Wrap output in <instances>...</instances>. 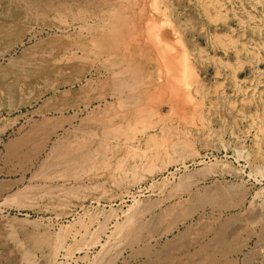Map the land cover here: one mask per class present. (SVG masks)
<instances>
[{
	"label": "rangeland",
	"instance_id": "rangeland-1",
	"mask_svg": "<svg viewBox=\"0 0 264 264\" xmlns=\"http://www.w3.org/2000/svg\"><path fill=\"white\" fill-rule=\"evenodd\" d=\"M132 1L0 0V264H216L218 250L231 264H264V0ZM59 3H89L82 37L121 27L134 36L121 42L126 62L83 75L63 63L90 58L69 52L48 78L21 73L22 58L41 45L81 39L79 23L52 11ZM13 19L17 32L2 36ZM153 33L184 71L177 83L190 108L165 105L103 139L106 151L90 161L51 167L52 147L73 128L101 111L138 108L140 89L121 90L117 102L104 81L145 73L143 88L153 91L155 67L165 70Z\"/></svg>",
	"mask_w": 264,
	"mask_h": 264
},
{
	"label": "bare ground",
	"instance_id": "bare-ground-1",
	"mask_svg": "<svg viewBox=\"0 0 264 264\" xmlns=\"http://www.w3.org/2000/svg\"><path fill=\"white\" fill-rule=\"evenodd\" d=\"M16 1V0H15ZM20 1V0H19ZM34 1V0H33ZM130 1V0H129ZM134 1V0H133ZM132 1V2H133ZM12 2V1H11ZM14 2V1H13ZM18 2V1H17ZM44 2V1H43ZM42 2V3H43ZM135 2V1H134ZM29 3V2H28ZM40 3L37 1V4ZM46 2H44L43 5H45ZM71 3V2H70ZM116 3V2H115ZM136 3V2H135ZM19 4V3H18ZM27 4V3H26ZM55 4V3H53ZM65 4V3H64ZM69 4V3H68ZM113 4V3H112ZM134 4V3H132ZM131 4V5H132ZM14 5V3L12 4ZM34 5V4H32ZM60 5V3H59ZM56 6V7H52V11H62L64 13H67V17H70V19L76 23H79V27L78 29L82 32L81 35V39H79L76 42H72V43H68L66 41H62L59 45H55L54 43H50V45L44 46L41 45L40 47H38L39 49L36 51H32L28 54H26L23 58L21 63L18 65V68L20 69L21 73H25L26 75H28L31 79V81H35L36 79L40 78V77H46L48 78L49 76H51L52 74H54V72L58 71L61 69L59 62L62 61V57L59 55L60 54H68L69 52L72 53V58H82L83 56L90 58V63H88V65H81V63H63L65 65V68H78L79 70H83V75L86 73V71L90 68V67H94V69L97 72H101L102 69H110V70H114L115 68H118L119 65H121L122 63L126 62L125 60V56L123 55V53H121V42H123L125 39H127L128 41H126L125 43L127 44V42H131V39L134 38V36H132L131 34L128 35L127 37L125 36V33L123 32V27L113 30L111 28V31H107V32H103L101 35L100 34H91L89 36H84L83 32L86 31L88 29V22H86L90 16L93 14L91 6L89 5V3L85 6H80V8H82L80 10L77 9L74 5H60V6ZM128 5H130V3H128ZM37 6V5H34ZM40 6V5H39ZM47 6V5H46ZM114 6V5H113ZM13 7V6H12ZM17 7V6H15ZM19 7V6H18ZM33 7V6H32ZM122 7V6H121ZM133 7V6H132ZM135 7V6H134ZM41 8V6H40ZM46 8V7H45ZM119 8V7H118ZM129 8V7H128ZM127 8V9H128ZM13 9V8H12ZM11 9V10H12ZM19 9V8H18ZM26 9V8H24ZM28 9V8H27ZM30 9V8H29ZM33 9V8H32ZM39 9V8H36ZM35 9V10H36ZM77 9V11H76ZM114 9V8H113ZM124 9V8H123ZM133 9V8H132ZM14 10V9H13ZM13 10H12V14H13ZM34 10V11H35ZM51 9H46V10H41L43 13H41V15L43 16V14H48V12ZM139 10V9H138ZM135 11L136 13L138 12ZM141 10V9H140ZM139 10V11H140ZM29 11V10H28ZM33 11V10H32ZM38 11V10H37ZM53 11V12H54ZM117 11V10H116ZM115 11V12H116ZM125 11V10H124ZM31 12V11H30ZM114 12V11H113ZM114 12V13H115ZM126 12V11H125ZM134 12V11H133ZM142 12V11H140ZM15 13V12H14ZM36 13V11L34 12ZM120 13V12H119ZM128 13V12H126ZM130 13V12H129ZM22 14V11H21ZM39 14V13H37ZM116 15V14H115ZM125 15L122 13V16ZM131 15V14H130ZM143 15V14H142ZM129 16V15H128ZM141 16V15H140ZM19 17V16H18ZM22 17H24L22 15ZM115 17V16H114ZM127 16H125L126 18ZM133 17V16H132ZM136 17V16H135ZM124 18V20H125ZM140 18V17H139ZM18 19V18H17ZM12 20L13 22L8 24V27H6L4 30H2V36H8L9 35V30L8 29H15L17 32V27L19 26L20 22L19 20ZM131 19V18H130ZM143 19V18H141ZM69 21V20H68ZM118 21V20H117ZM120 21V20H119ZM139 21V20H138ZM141 21V20H140ZM139 21V22H140ZM166 21V20H165ZM11 22V19H10ZM121 22V21H120ZM136 22V21H135ZM116 23V22H115ZM137 24V23H136ZM113 25V24H112ZM132 25V24H131ZM7 26V25H6ZM121 26V25H120ZM119 26V27H120ZM137 26V25H136ZM113 27V26H112ZM52 29V28H51ZM60 29V28H59ZM139 29V28H138ZM65 30V29H64ZM134 30V29H133ZM141 30V29H140ZM139 30V31H140ZM157 30V29H156ZM138 31V30H137ZM138 31V32H139ZM133 32V31H132ZM141 33V32H139ZM166 33V32H165ZM57 34V33H56ZM154 34V33H153ZM148 34L151 35L154 42V48L156 49L157 53H159V57L161 58L162 62H163V68L164 73H162L160 71V69L157 67H155L154 70V81L156 86H154L153 91L151 92L148 89H144L143 85L141 82L144 81L145 77L147 76V74L145 73H140L138 75L137 78L133 79L132 81H122L118 79V77L114 78L111 81L110 84L104 81V85L106 86L107 90V94L109 95V97H111L112 99H114L115 101L120 99L121 100V90H127L128 92H135L137 90L140 89L139 94L135 97L136 101L138 102V108L131 114H127L129 113L128 110L126 112V114L122 115V112L117 113L116 112H112V111H102L99 113V115H94L91 116L93 119L91 120H87V122H85L86 126L84 127V129H80L79 126H77L76 128H73V131L69 132L67 134V137L64 139V141H62L58 147H52L51 149V156L49 155V159L50 157H52V164L50 163L51 167H71L75 168V166H79L80 164L86 163L88 161L91 160V157L93 154H95L96 152L102 150L104 148L105 150V146L106 144H104V140L106 137H108L109 140V136L116 134V132H119L121 130L122 126H125V129L127 128V126H131L132 123L137 122V120L142 117H150L154 114V112L156 111V113L158 112V110H160V114H162L161 112L165 111V105H167L166 110L170 109V113H172L171 111H174L175 113H184L185 110L187 109L186 106L189 107V93L183 91V88L179 86V84L177 83L179 77L181 75H185L182 74L184 71H182L181 75H180V67H178L177 65L173 64V56L171 54H169V52L167 51L168 49H166V47L169 46L168 43L164 42V44H161V41L159 40V36L157 34ZM60 35V34H59ZM147 35V34H144ZM171 35V34H170ZM146 37V36H145ZM169 37V36H168ZM147 38V37H146ZM162 38V37H161ZM141 40V39H140ZM53 41V40H52ZM137 41V40H136ZM171 41V40H170ZM169 41V43H170ZM141 42H143L141 40ZM149 45V44H148ZM138 49V48H137ZM136 49V50H137ZM152 49V48H151ZM148 51V50H147ZM146 51V52H147ZM141 52V51H140ZM130 53V51H129ZM131 54V53H130ZM143 56V55H142ZM144 57V56H143ZM103 58V59H102ZM142 59V58H141ZM107 61V62H106ZM133 62V61H132ZM153 63V62H152ZM159 63V62H158ZM124 65V64H123ZM128 65V64H126ZM131 66V64H129ZM153 66V65H152ZM132 67V66H131ZM142 68V67H141ZM68 70V69H67ZM107 70V69H106ZM117 70V69H116ZM94 71V72H96ZM121 71V68L120 70ZM129 72V70H126ZM138 71V70H137ZM141 71V70H140ZM103 72V71H102ZM152 72V71H151ZM191 72V71H190ZM70 73V72H69ZM109 73V72H108ZM122 73V72H121ZM149 73V72H148ZM188 73V72H187ZM98 74V73H97ZM150 75V74H149ZM104 76V75H103ZM115 76V75H114ZM151 76V75H150ZM111 77V76H110ZM152 77V76H151ZM150 77V79H151ZM184 77V76H183ZM182 77V79H183ZM45 78V80H46ZM57 78V77H56ZM126 78V77H123ZM153 78V77H152ZM130 79V78H129ZM187 79V78H186ZM60 80V79H59ZM69 80V79H68ZM111 80V79H110ZM99 81V80H98ZM101 81V80H100ZM101 81V82H102ZM146 81V80H145ZM182 81V80H181ZM186 81V80H185ZM110 82V81H109ZM144 83V82H143ZM59 84V83H58ZM63 84V83H62ZM61 84V85H62ZM83 84V83H82ZM94 84V83H93ZM102 84V85H103ZM181 84V83H180ZM101 85V84H99ZM98 85V86H99ZM101 85V86H102ZM103 85V87H105ZM142 85V86H141ZM94 86V85H91ZM149 86V85H148ZM61 87V86H60ZM95 87H97V85H95ZM102 87V89L104 90V88ZM58 85L54 84L53 87V91L57 90ZM93 88V87H92ZM99 88H101L99 86ZM143 88V89H142ZM94 89V88H93ZM97 91V88H95ZM94 89V90H95ZM137 89V90H136ZM185 89V88H184ZM101 90V89H100ZM101 90V92L103 94H105L104 91ZM123 90V92H124ZM95 91V92H96ZM99 91V90H98ZM48 93V92H47ZM106 94V95H107ZM127 94V93H126ZM88 95V94H87ZM105 96V95H104ZM127 96V95H126ZM98 97V96H97ZM92 98V97H91ZM192 98V97H191ZM99 99V98H98ZM105 99V98H104ZM103 99V100H104ZM190 99V98H189ZM100 100V99H99ZM192 101V100H191ZM198 101V100H197ZM114 102V101H113ZM116 103V102H115ZM127 103V102H126ZM134 103V102H133ZM159 103V105H156L157 107L159 106V109L155 110L153 106L154 104ZM119 104V103H118ZM117 104V105H118ZM115 105V104H114ZM126 105V104H125ZM116 106H114L115 108ZM153 107V108H152ZM113 108V107H112ZM119 108V107H118ZM124 108V107H123ZM190 108V107H189ZM188 108V109H189ZM106 110V109H104ZM124 110V109H123ZM131 111V110H130ZM173 112V113H174ZM98 113V112H97ZM125 113V112H123ZM168 113V114H170ZM164 114V113H163ZM165 116V115H164ZM90 118V117H89ZM154 120V119H153ZM66 122L68 123V125H71L73 120L71 118H67ZM74 126V125H73ZM138 127V126H137ZM156 127V126H155ZM71 130V129H70ZM149 130V129H148ZM69 131V130H68ZM67 131V132H68ZM122 131V130H121ZM120 131V132H121ZM130 132V131H129ZM145 132V131H144ZM128 133V132H127ZM122 134V133H120ZM116 137V136H115ZM121 137V136H120ZM120 137L117 136V138L119 139ZM31 138V137H30ZM26 139V138H25ZM23 139V140H25ZM32 139V138H31ZM116 139V138H115ZM22 140V141H23ZM29 141V140H28ZM39 141V140H38ZM110 141V140H109ZM121 142V140H119ZM118 141V142H119ZM36 142V141H35ZM113 142V141H111ZM115 142V141H114ZM39 143V142H38ZM31 144V143H30ZM112 144V143H111ZM15 145V144H14ZM21 145V144H19ZM39 145V144H38ZM8 146H11L8 144ZM34 146V145H33ZM36 146V145H35ZM18 147V146H16ZM16 147H12L14 149H16ZM38 147V146H36ZM10 148V147H8ZM19 148V147H18ZM32 148V147H31ZM40 148V147H39ZM37 148V149H39ZM107 148V146H106ZM110 149V147H109ZM30 150V149H29ZM32 150V149H31ZM30 150V151H31ZM10 151V150H9ZM15 151V150H14ZM13 151V152H14ZM34 151V150H32ZM103 151V150H102ZM106 151V150H105ZM11 152V151H10ZM16 152V151H15ZM113 152V151H112ZM18 153V152H17ZM100 154V153H98ZM104 154V153H103ZM16 155V154H13ZM106 155V154H105ZM108 155V153H107ZM11 156V155H10ZM19 156V155H18ZM97 156V155H96ZM103 156V155H102ZM48 157V155H47ZM131 157V156H130ZM11 159V158H10ZM47 159V158H46ZM104 159V158H103ZM99 160V159H98ZM93 161V160H92ZM49 163V162H48ZM90 164V163H89ZM89 164H85L86 167H89ZM49 166V168H50ZM84 166V165H83ZM81 166V168L83 167ZM120 166V165H118ZM85 167V166H84ZM83 167V168H84ZM91 167V166H90ZM70 168V169H71ZM82 168V169H83ZM48 169V168H47ZM60 169V168H59ZM64 169V168H63ZM81 169V170H82ZM62 170V169H61ZM60 170V171H61ZM53 171V170H52ZM51 171V173H52ZM59 171V170H58ZM69 171V169L67 170ZM74 171V170H73ZM83 171V170H82ZM64 172V171H63ZM72 172V170H71ZM78 172V171H77ZM58 173V172H57ZM75 173V172H74ZM62 174V173H61ZM65 174V172H64ZM70 174V173H68ZM67 175V173L65 174ZM74 175V174H71ZM70 175V176H71ZM61 176V175H60ZM68 176V175H67ZM215 193V192H214ZM223 194V193H222ZM218 196H216L217 198ZM220 197V196H219ZM222 197H224V195H222ZM207 198V197H206ZM215 201V197L213 196ZM232 198V197H231ZM223 199V198H222ZM227 199V198H226ZM29 200V199H28ZM210 200V199H209ZM219 200V199H217ZM232 200V199H231ZM238 200V199H237ZM211 201V200H210ZM221 201V200H220ZM219 201V202H220ZM236 201V200H235ZM213 202V201H212ZM218 202V201H217ZM227 202V201H226ZM200 203V202H199ZM222 203V201H221ZM220 203V204H221ZM228 203V202H227ZM225 204V200L222 203V205ZM230 205V203H229ZM191 210V208H190ZM129 221V220H128ZM226 224V223H224ZM126 226V225H125ZM139 226V225H138ZM221 226V225H220ZM118 227V226H117ZM127 227V226H126ZM131 227L132 226H129ZM141 227V226H140ZM137 228L134 227L133 229H131L132 231ZM223 228V227H222ZM221 228V229H222ZM226 228V227H225ZM123 229V228H122ZM125 229V228H124ZM142 229V227L140 228ZM140 229H138L140 231ZM129 230V228H128ZM136 230V229H135ZM136 230V231H138ZM142 232V231H140ZM138 232V233H140ZM221 232V231H220ZM132 233V232H131ZM130 233V234H131ZM219 233V232H218ZM129 234V232H128ZM217 233H215L216 236ZM222 234V233H221ZM220 234V235H221ZM225 235V234H224ZM137 234H133V237H136ZM130 237V235H129ZM219 237V236H217ZM221 237V236H220ZM219 237V238H220ZM218 238V239H219ZM225 238V237H224ZM223 238V239H224ZM131 239V238H130ZM137 239V238H136ZM226 239V238H225ZM133 240V239H132ZM221 240V239H219ZM134 241V240H133ZM224 241V240H223ZM146 248V247H145ZM148 248H146L147 250ZM230 247L228 248L229 251ZM218 256L217 259H214V261H217L216 264H231V262H229L226 258L225 255H227V251H219L218 250ZM145 253V251L143 252ZM147 253V251H146ZM227 253V254H226ZM158 259V258H157ZM152 260L150 263L148 264H162L161 261L158 260ZM163 258H161L162 260ZM167 258H164L163 260H165ZM170 259V258H169ZM103 260V259H102ZM160 260V259H159ZM210 260H212V258H210ZM213 261V262H214ZM235 261V260H234ZM233 261V262H234ZM102 262V261H101ZM163 262V261H162ZM169 263V262H168ZM211 263V262H210ZM99 264V263H98Z\"/></svg>",
	"mask_w": 264,
	"mask_h": 264
}]
</instances>
